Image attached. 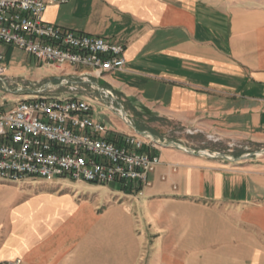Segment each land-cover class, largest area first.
Listing matches in <instances>:
<instances>
[{"label":"crops","instance_id":"1","mask_svg":"<svg viewBox=\"0 0 264 264\" xmlns=\"http://www.w3.org/2000/svg\"><path fill=\"white\" fill-rule=\"evenodd\" d=\"M44 20L126 46L124 69L94 81L140 121L150 115L155 123L264 144V0H68L50 4ZM58 69V80L61 70L77 71ZM99 108L94 117L110 126L112 139L146 131ZM151 152L162 160L149 174L151 185L121 184L118 200L102 210L56 192L74 185L68 178L48 180L58 183L54 191L36 187L0 210V261L264 264L262 172L225 169L215 158L171 146ZM33 179L27 182L40 178Z\"/></svg>","mask_w":264,"mask_h":264},{"label":"built area","instance_id":"2","mask_svg":"<svg viewBox=\"0 0 264 264\" xmlns=\"http://www.w3.org/2000/svg\"><path fill=\"white\" fill-rule=\"evenodd\" d=\"M67 1L0 0V44L24 50L34 58L35 65L92 68L91 72L72 74L61 70L58 82L42 84L13 101L11 108L0 106V179L22 182L30 177L68 178L103 186L136 184L140 190L151 185L149 174L162 162L160 155L151 152L163 146L161 141L146 131L141 138L140 134L119 133L112 139L108 135L110 126L94 117L98 104L134 127L118 96L94 81L105 73L124 69L126 46L44 20L50 4ZM5 60L0 50V81L4 84L10 80ZM62 88L64 94H53ZM205 155L221 156L219 152ZM0 264L24 263L16 258Z\"/></svg>","mask_w":264,"mask_h":264},{"label":"rangeland","instance_id":"3","mask_svg":"<svg viewBox=\"0 0 264 264\" xmlns=\"http://www.w3.org/2000/svg\"><path fill=\"white\" fill-rule=\"evenodd\" d=\"M0 50L4 53L6 60L5 64L9 66L8 76L10 80L6 84L0 81V106L5 109L13 106V101L23 98L29 93H33L42 84L52 81L54 83L59 80L56 78L59 69L47 63H39L35 65L34 58L15 46L9 44H0ZM77 71L89 72L92 68L81 65H69ZM36 83V85H34ZM20 89V90H19ZM65 89H59L53 94H63ZM82 93V92H81ZM99 95L98 93H96ZM92 96H95L93 94ZM98 106V107H97ZM100 105H96L97 111H102ZM112 117L125 124L113 112H108ZM129 112V111H128ZM103 113V112H101ZM134 124L138 129L146 130V132L153 135L161 142L167 143L163 146H171L176 149L189 152L195 156L205 155L206 153L219 152L220 157L215 160L222 163L225 169H234L235 165H241L245 171H260L264 174V144H256L250 142L248 139L240 138L233 140L231 138H224L218 134L201 132L196 127H186L178 123L160 121L155 123L152 116L146 115L145 118H135L134 114L129 112ZM120 122V123H121ZM157 124L158 126H152ZM128 127H131L127 125ZM133 128V127H131ZM175 143V144H174ZM172 170L179 168L178 164L171 165ZM35 180L33 178H27ZM10 182L4 181L5 184L10 186H0V210L5 211L17 202H20L33 194L36 187H40L45 191H54L58 183L49 182L46 179H36L38 182ZM55 178L54 181H58ZM64 182L74 183V185H63L62 189L56 190L60 194H70L75 201L79 204L90 202L93 204L100 203V209L111 200L114 203L118 200L116 191L120 190V185H109V188L95 187L88 184L77 185L71 180H64ZM2 183V180H0ZM33 185V188L31 187ZM114 189V190H111ZM142 192L134 194L135 198H140ZM130 200V198H128Z\"/></svg>","mask_w":264,"mask_h":264},{"label":"water","instance_id":"4","mask_svg":"<svg viewBox=\"0 0 264 264\" xmlns=\"http://www.w3.org/2000/svg\"><path fill=\"white\" fill-rule=\"evenodd\" d=\"M162 145H167V143H164V142H160ZM175 144V143H174Z\"/></svg>","mask_w":264,"mask_h":264}]
</instances>
